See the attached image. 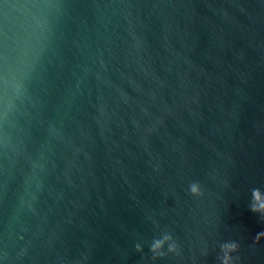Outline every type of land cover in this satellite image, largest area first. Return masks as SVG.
<instances>
[{
  "label": "water",
  "instance_id": "95a60500",
  "mask_svg": "<svg viewBox=\"0 0 264 264\" xmlns=\"http://www.w3.org/2000/svg\"><path fill=\"white\" fill-rule=\"evenodd\" d=\"M261 202L264 0H0V264H264Z\"/></svg>",
  "mask_w": 264,
  "mask_h": 264
},
{
  "label": "clouds",
  "instance_id": "9594fccd",
  "mask_svg": "<svg viewBox=\"0 0 264 264\" xmlns=\"http://www.w3.org/2000/svg\"><path fill=\"white\" fill-rule=\"evenodd\" d=\"M190 191L193 195H198L199 194V190L198 187L193 184L190 186ZM257 199L258 196L256 197ZM250 210L254 213H261V215H264V202L259 203L258 205H253ZM261 236H264V232H260L256 235V240L258 241ZM167 239V237H166ZM160 242L157 241L153 244L151 251H153L154 253H156V250L160 247ZM238 245L236 243H230V244H226L222 246V250L224 251V258L221 261V264H228V261L232 259L231 257V253H234L237 251ZM137 250H139V246H137ZM169 251H175V245H172L169 247ZM162 255V254H161Z\"/></svg>",
  "mask_w": 264,
  "mask_h": 264
}]
</instances>
